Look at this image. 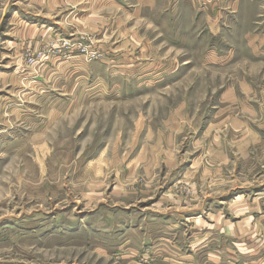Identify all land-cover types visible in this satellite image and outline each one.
I'll return each instance as SVG.
<instances>
[{
	"label": "rangeland",
	"instance_id": "rangeland-1",
	"mask_svg": "<svg viewBox=\"0 0 264 264\" xmlns=\"http://www.w3.org/2000/svg\"><path fill=\"white\" fill-rule=\"evenodd\" d=\"M231 9L0 0V264H264V0Z\"/></svg>",
	"mask_w": 264,
	"mask_h": 264
},
{
	"label": "crops",
	"instance_id": "crops-1",
	"mask_svg": "<svg viewBox=\"0 0 264 264\" xmlns=\"http://www.w3.org/2000/svg\"><path fill=\"white\" fill-rule=\"evenodd\" d=\"M220 1H225V0H220ZM247 1H249V0H231V7H232V9L230 10V12L232 13L233 11H237V7L238 6H240V4H243V3H246ZM228 2H230V0H228ZM252 31H254L253 32V34H254V42L256 41V42H258L259 40H260V38H259V35L258 34H263L264 35V22H262V24H260L259 26H256V28L255 29H252ZM241 32V31H240ZM262 35V36H263ZM261 41V40H260ZM248 47H251L250 46V44H248L247 45ZM12 109V108H11ZM10 109V111H14V110H11ZM200 217V216H199ZM195 218H198V216L197 217H195ZM194 218V219H195ZM260 218V217H259ZM162 239H164V238H158V240H162ZM153 240V239H152ZM157 241V240H156ZM154 242H155V239L151 242V243H147V244H145L144 246H146V247H148V246H150L149 248H147V249H150V251L152 252V247H153V245H154ZM153 253V252H152ZM154 261V259H152L151 260V262H153ZM256 262V261H255ZM255 262H253V264H255Z\"/></svg>",
	"mask_w": 264,
	"mask_h": 264
},
{
	"label": "bare ground",
	"instance_id": "bare-ground-1",
	"mask_svg": "<svg viewBox=\"0 0 264 264\" xmlns=\"http://www.w3.org/2000/svg\"><path fill=\"white\" fill-rule=\"evenodd\" d=\"M240 196H238L237 198H239ZM196 219V218H195Z\"/></svg>",
	"mask_w": 264,
	"mask_h": 264
}]
</instances>
